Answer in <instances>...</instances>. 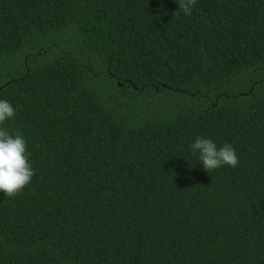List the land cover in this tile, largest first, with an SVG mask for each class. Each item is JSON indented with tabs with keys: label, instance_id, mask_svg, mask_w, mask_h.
<instances>
[{
	"label": "trees",
	"instance_id": "trees-1",
	"mask_svg": "<svg viewBox=\"0 0 264 264\" xmlns=\"http://www.w3.org/2000/svg\"><path fill=\"white\" fill-rule=\"evenodd\" d=\"M0 100V264H264V0H0Z\"/></svg>",
	"mask_w": 264,
	"mask_h": 264
},
{
	"label": "clouds",
	"instance_id": "clouds-1",
	"mask_svg": "<svg viewBox=\"0 0 264 264\" xmlns=\"http://www.w3.org/2000/svg\"><path fill=\"white\" fill-rule=\"evenodd\" d=\"M176 2L179 9L188 16L191 15L196 0H176ZM14 115L13 106L6 100H0V125ZM191 151L193 154H199V159L208 173L224 165L234 168L238 164L235 149L227 143L218 148L213 140L197 137L191 144ZM29 155L26 141L19 132L10 134L0 128V192L6 197L17 195L34 176Z\"/></svg>",
	"mask_w": 264,
	"mask_h": 264
}]
</instances>
